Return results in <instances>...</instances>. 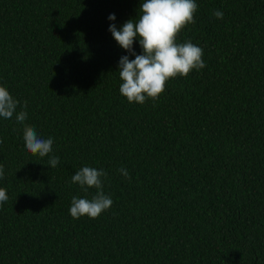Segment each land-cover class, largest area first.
I'll return each instance as SVG.
<instances>
[{"label": "trees", "instance_id": "trees-1", "mask_svg": "<svg viewBox=\"0 0 264 264\" xmlns=\"http://www.w3.org/2000/svg\"><path fill=\"white\" fill-rule=\"evenodd\" d=\"M196 3L177 42L206 66L139 104L120 94L129 53L108 29L141 0H0V85L28 113L0 117V264H264V0ZM25 124L53 138L55 168ZM84 166L113 199L94 219L69 212Z\"/></svg>", "mask_w": 264, "mask_h": 264}, {"label": "clouds", "instance_id": "clouds-1", "mask_svg": "<svg viewBox=\"0 0 264 264\" xmlns=\"http://www.w3.org/2000/svg\"><path fill=\"white\" fill-rule=\"evenodd\" d=\"M197 10L196 0H141L135 18L128 19L119 28L115 23L109 25L108 30L121 48L135 57L130 59L129 55H123L118 63L122 81L119 91L128 102L143 104L148 99L155 101L166 91L167 81L177 76L187 77L192 70L198 71L206 66L202 59V47L191 41L177 42L181 30L186 25L195 23L194 14ZM213 15L217 19L223 18L220 10H214ZM108 20L115 21L116 15L109 14ZM136 40L142 48L140 54L134 49ZM18 106L20 101L6 86L0 85V117L12 119L15 115L16 122L24 124L28 118L27 102H24L19 112ZM23 140L26 149L33 155L45 157L53 153V138H43L32 126L24 125ZM59 163L58 156H49L48 165L55 168ZM118 171L131 179L126 168L122 167ZM4 175V166L0 164V179ZM106 177L107 172L104 169L90 166H84L75 172L71 182L78 184L86 195L83 198L72 197L69 212L74 219L84 215L98 218L112 206L113 199L104 192ZM89 188L97 190L91 199L87 197ZM8 199L6 189L0 188V207Z\"/></svg>", "mask_w": 264, "mask_h": 264}]
</instances>
